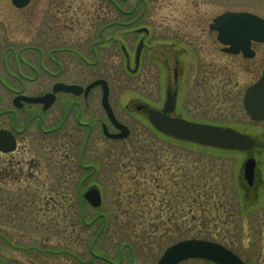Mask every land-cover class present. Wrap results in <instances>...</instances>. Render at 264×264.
Listing matches in <instances>:
<instances>
[{"label": "rangeland", "instance_id": "rangeland-1", "mask_svg": "<svg viewBox=\"0 0 264 264\" xmlns=\"http://www.w3.org/2000/svg\"><path fill=\"white\" fill-rule=\"evenodd\" d=\"M115 4L125 12L136 5L127 15ZM224 11H248L264 19V0H30L23 8L0 0V50L37 46L43 33L56 43L74 41L84 49L96 39L95 30H105L108 44L96 48L102 58L92 65V77L107 79L114 113L130 128L129 137L119 143L95 128L86 149L81 134L64 146L60 140L51 153L45 148L38 154L45 167L41 191L34 190L35 179L0 183L13 193L12 206L7 207V199L0 202V264H77L74 254L91 262V246L95 255L127 263L128 250L119 256L124 242L133 247V264H155L166 247L194 237L229 247L247 264H264V119L250 120L242 102L247 86L259 77L264 44L254 46L251 60L227 53L209 28ZM143 27L147 33L135 30ZM140 37L147 46L138 68L130 72L121 45L128 51L133 45V50ZM163 55L170 63L178 56L183 72L173 114L248 134L256 140L250 151L178 143L154 130L144 109L135 110L136 105L163 101L164 72L170 68ZM100 114L94 108L93 115ZM25 150L21 157L29 161L39 147L26 145ZM79 151L83 163L97 166L87 180L81 179ZM249 153L255 159L251 186L242 178ZM159 166L166 171L154 181L161 184L156 190L152 180ZM181 166L187 171V195L181 194L179 178L177 184L168 178L175 171L179 175ZM79 185L81 195L96 187L101 205L92 207L79 196ZM19 194L23 196H15ZM92 259L88 264H105Z\"/></svg>", "mask_w": 264, "mask_h": 264}, {"label": "flooded vegetation", "instance_id": "flooded-vegetation-1", "mask_svg": "<svg viewBox=\"0 0 264 264\" xmlns=\"http://www.w3.org/2000/svg\"><path fill=\"white\" fill-rule=\"evenodd\" d=\"M135 5L136 4H134V6ZM115 6L119 11H121L119 5ZM134 6L129 8L126 12L121 11V13L127 15L132 14ZM120 24L124 26V23ZM135 30L137 32L142 31L143 33H147V29L144 27ZM104 32L105 30L103 29L95 30V34H97L96 39L94 41L90 40L85 45L84 49L78 48L74 41L72 44L68 42L64 45L60 42L56 43V39H51V36L43 33L38 39L39 44L37 46L25 45L15 47L10 45L0 50V156L5 157V162L3 164L0 163V183L2 185H7L8 183L11 184L14 180L26 179L27 181V178L30 180L35 179L36 182L39 183L37 188L34 190L37 192L41 191L39 186H41L40 183L44 177L45 167L44 158L40 157L38 154L43 155L45 148L51 153L56 144L58 145L59 141L62 139V145L64 146L66 143L65 140L72 139L75 141L76 135L81 134L80 141L84 149H86L95 128H100L101 135L110 141L119 143L129 137L130 128L117 119L112 105L110 104L108 94L109 84H107V79H105L102 75L92 77V65L102 58L101 56L99 58L96 54L98 53L96 48L101 49L108 44V38H106ZM136 42L137 43L133 50V45L130 46V51L126 49L125 45H121V53L124 56L125 68L130 72H134L138 68L140 64L139 61L141 60V51H143L147 46L143 37H140ZM260 44H264V42L251 41L250 48L253 51V55L251 57H245L242 52L230 54L235 56L240 55L246 60H251L256 56L254 46ZM92 54H94V57ZM178 59V56H174L172 57L173 61L171 60L170 63L168 59L166 60L165 55H163V62L170 66L169 69L165 68L164 72L166 76L164 99L159 106H156L157 104L150 106L157 111H162L167 95L172 94L174 96V107L172 110L168 111L167 114L176 117H180L176 115V113L173 114L174 110L177 108L179 89L178 79L180 77L181 81L183 78V72L179 70L178 67L180 63ZM263 67L264 61L259 67V75L261 74ZM255 69H257V67ZM77 72L80 74V80L76 77ZM96 80L105 81L108 87L107 104H109L117 123L123 124L128 128V135L124 139H112L104 134L105 128L110 134H117L119 130L114 124H112L106 110L103 107L102 85L99 83L86 89L88 84H91ZM61 85H76L79 86L80 89L75 93L74 91L62 89L63 87ZM28 98H32V100ZM94 99L96 100V103H94ZM137 106L139 105L135 106L136 111L139 112L140 110H143L142 106H140V109H138ZM94 108L95 110L101 111L99 116L93 115ZM179 142L185 144L189 143L186 141H178V143ZM26 145L39 147V151L37 153L38 156H32L29 161H24L21 155L22 153L27 152L25 150ZM214 149L220 150V148ZM221 150L230 151L231 149ZM231 151L246 153V151L250 150L240 149ZM252 154H247V158L250 157L254 159ZM80 155L81 152L79 151L77 161L79 162V169L83 171L81 179L87 180L90 175L96 173L97 166L95 163H91V161L83 163L82 156ZM156 170L158 171H156V178L152 180L153 182L158 180L159 177H162L163 172L166 171H163L164 169L160 166L156 167ZM159 170L162 171L160 172ZM42 174L43 176L40 178ZM175 174L176 171L173 174H169L168 178L175 184H177V180L179 178L181 194L184 191V194L187 195V171H185V168L181 166L180 174ZM154 183L155 189L161 190V184L159 182ZM78 187L77 194L81 196L80 186ZM16 192L24 193V190L16 189ZM12 196L13 193L11 190L0 188V202H5L6 204L7 199V204H9V206H7L8 208L12 206ZM15 196L23 195L19 194ZM162 200L163 199L161 198L159 201ZM186 206L188 207V200H186ZM9 211L11 212V210ZM193 239H201L221 244L205 238L194 237ZM223 246L226 247L225 245ZM14 247L15 249H24L21 247ZM226 248L230 250L229 247ZM123 249L128 250L126 254L128 256L127 263H124L122 258L117 261H112L102 255H95L96 253L93 252L92 246L89 247L90 260L92 262V258L95 256L105 264H133L134 254L132 245L126 242L122 243V246L119 249L120 257L123 256ZM74 257L77 258V264H88L90 262L88 260H84L80 255L75 256L74 254ZM157 261L158 259L155 264ZM189 261H196L195 264H217L203 258H188L178 264L185 262L190 263Z\"/></svg>", "mask_w": 264, "mask_h": 264}, {"label": "water", "instance_id": "water-1", "mask_svg": "<svg viewBox=\"0 0 264 264\" xmlns=\"http://www.w3.org/2000/svg\"><path fill=\"white\" fill-rule=\"evenodd\" d=\"M12 4L18 8L24 7L29 0H11ZM209 28L217 31V39L220 43L227 46L229 53L242 52L245 57H251L253 51L250 48L251 41H264V20L250 12L225 11L213 18ZM139 51V50H137ZM135 51L136 53H138ZM103 87L102 104L106 110L112 124L119 130L117 134H110L104 129V134L110 138H124L128 135V128L117 123L108 103V87L105 81L96 80L88 84V88L96 84ZM66 90L79 91L76 85L63 86ZM31 99L32 98H28ZM174 96L168 94L162 111L142 106L147 115L148 122L154 126L158 132L171 137L190 142L199 143L206 146L232 149L247 150L255 144V139L249 135L240 133L229 127H220L211 124L197 123L181 117L168 115V111L174 107ZM243 105L248 117L254 121L264 119V67L260 77L248 86L243 95ZM138 109L140 106H137ZM255 162L253 158H248L243 165V178L251 186L255 177ZM84 198L93 207L101 204L99 191L92 187L84 193ZM187 258H203L217 264H247L236 254L223 247L222 245L204 241L201 239H186L168 246L157 264H177Z\"/></svg>", "mask_w": 264, "mask_h": 264}]
</instances>
